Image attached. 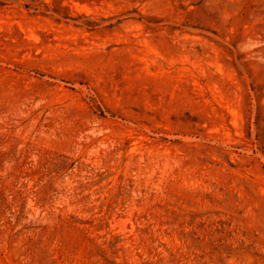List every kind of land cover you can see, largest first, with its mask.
Returning a JSON list of instances; mask_svg holds the SVG:
<instances>
[{"label":"rangeland","instance_id":"374dc122","mask_svg":"<svg viewBox=\"0 0 264 264\" xmlns=\"http://www.w3.org/2000/svg\"><path fill=\"white\" fill-rule=\"evenodd\" d=\"M0 264H264V0H0Z\"/></svg>","mask_w":264,"mask_h":264}]
</instances>
